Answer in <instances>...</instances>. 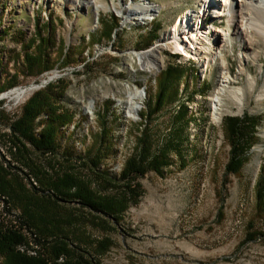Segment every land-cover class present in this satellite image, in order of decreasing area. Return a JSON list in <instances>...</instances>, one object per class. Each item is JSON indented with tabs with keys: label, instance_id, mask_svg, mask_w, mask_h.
Segmentation results:
<instances>
[{
	"label": "rangeland",
	"instance_id": "374dc122",
	"mask_svg": "<svg viewBox=\"0 0 264 264\" xmlns=\"http://www.w3.org/2000/svg\"><path fill=\"white\" fill-rule=\"evenodd\" d=\"M110 1L0 0V30L12 25L32 36L35 17L39 15L42 23L50 21L52 33L56 39L64 40L66 51L71 47L73 57H85L89 62L55 66L37 77H26L21 72L24 56L20 44L12 40L10 33L0 36V61L4 64L0 84L11 75L19 80L14 87L34 85L19 100L4 95L14 87L0 89V165L6 170L1 176L5 174L3 178L13 183L16 178L22 180V195L34 192L32 183L42 187L37 193L41 197L47 196L44 189L48 187L41 174L32 169L36 165L50 176L70 170L71 165L101 194L117 191L127 183L139 185L137 201L119 224L112 220V226L88 225L92 239L108 236L113 241L109 251L97 255L105 264H264V209L260 206L264 203V184L260 192L257 188L258 181L264 178V42L249 44L245 40L241 46L223 47L216 62H207L206 72L201 74L200 64L174 53V42L164 46L159 41L179 12L195 5L194 0H151L163 8L147 23L139 16H131L128 9L143 0H116V7ZM94 3L103 6L97 11ZM109 26H113L111 38L103 34L104 27ZM152 33L158 37L150 43ZM137 53L145 54V64H141ZM245 53L249 56L242 58ZM51 57H57L55 50ZM222 60L228 63L233 81L223 95L221 117L215 119L211 98ZM153 62L156 65L151 67ZM169 65L178 67L180 74L169 85L173 98L164 108L152 112L158 91L155 76ZM61 77L70 80L63 103L75 112L72 123L63 127L66 136L60 139L61 147L71 143L77 154L84 155L93 145L94 134L102 132L103 122L112 130L111 151L103 150L101 162L94 168L85 159L66 161L60 155L29 152L27 159L22 155V144L15 139L12 124L19 120L25 102L36 90ZM129 88L145 89L146 93L136 118L127 116L120 106ZM235 92L241 99L232 97ZM91 100L93 105L86 110ZM107 104H111L109 109ZM184 105L183 118L178 117ZM245 113L261 117L259 141L251 148L240 175L226 177L230 144L225 140L223 120ZM47 117L46 113L36 117L37 136ZM145 129L151 136L145 172L124 177L127 160L140 150L137 138ZM24 142L33 149L29 141ZM160 150L165 155L156 170L150 165L151 155ZM103 170L109 173L106 177ZM96 173H103V182L107 178V182L117 184L100 188L103 182ZM4 193L0 190V226L20 229L21 224L7 212L2 197L8 198L17 216L23 215L21 204L12 193ZM34 231L38 233L35 228ZM42 253L45 255L44 250Z\"/></svg>",
	"mask_w": 264,
	"mask_h": 264
},
{
	"label": "trees",
	"instance_id": "16d2710c",
	"mask_svg": "<svg viewBox=\"0 0 264 264\" xmlns=\"http://www.w3.org/2000/svg\"><path fill=\"white\" fill-rule=\"evenodd\" d=\"M0 17L1 26L2 16L0 15ZM35 19L37 22L35 31L29 37L26 31L15 30L12 25L0 30V36L10 33L12 40L16 44H20L24 56L21 72L26 77H37L55 66L63 67L78 61H83V65L89 63L85 57L82 59L73 57L71 47H68L67 51L65 50L67 45L63 39H56L52 33L50 21L42 23L39 15ZM104 29V36L111 38L113 26L104 27ZM152 34L149 39L150 43L158 37L156 33ZM4 39L2 38L3 41ZM93 40L94 36L90 35V41ZM53 50L56 52V58L51 57ZM13 52L17 57L20 56L15 49H13ZM3 66L4 64L0 61V75ZM178 70V67L169 65L155 76L158 91L152 112L161 110L173 98L168 90L170 83L178 79L180 75ZM9 76L0 84L2 91L19 84L17 78ZM69 83L70 80L61 77L50 82L44 88L36 90L25 102L22 114L19 120L12 124V129L16 141L23 146L22 155L27 159H29V152L42 155H60L66 161L79 160L81 162L85 159L94 168L101 162L103 150L106 149V153L111 151L114 144L110 135L112 130L105 126L106 124L103 122L102 132L94 134L93 145L84 155L77 154L71 143H66L63 148L61 147L60 139L66 136L63 127L69 126L75 117V112L63 103L65 93L70 86ZM110 106L111 104H107V109ZM184 107L183 113L178 110V117L183 118L186 105ZM43 113H46L48 117L44 120V127L40 131V136H37L34 132L35 120L37 116ZM141 116L145 118V113H141ZM260 123V116L248 113L242 116H226L224 118L225 140L230 144L226 177L229 174L240 175L244 164L249 159L251 148L259 141L257 128ZM145 132L146 129L137 138L140 150L136 153L134 151L127 160L123 172L124 177L131 173L143 174L145 172V156L146 152H149L151 144V136ZM24 140L29 141L33 149L29 148ZM164 155V151L161 150L159 154L151 155V167L158 170L160 166L159 159H162ZM163 163L165 165L167 162L164 161ZM69 166L70 170L63 171L55 176L45 174L43 168L41 169L38 165L32 168L36 174H41L43 184L48 187L44 189L47 196L43 195L41 197L37 193L43 189L37 187L34 183H32L35 189L33 193L20 194L19 187L20 189L24 188L22 180L16 178L14 179L15 183H13L10 178H3L5 174L1 176V173L6 172V170L3 165H0V190L2 193L10 192L14 195L13 197L21 204L23 214L17 216L15 212H12L8 198L2 197L4 204L7 203L5 206L7 212L14 214L19 224H21L20 229L0 226V257L3 259L2 264H105L97 255L100 256L109 251L113 246V241L108 236L92 239L87 229L88 225L94 227L109 226L112 220L119 224L126 210L137 201V192H140V186H132V183H127L126 187L118 188L117 191L101 194L91 187V181L85 175L76 171L75 167ZM261 169L264 171V165L261 166ZM103 173L105 174L104 177L109 174L107 170H103ZM103 173H96V177L100 176L101 183L103 182L101 179ZM124 177H122L123 180ZM104 180L105 182L100 188L112 187L117 184L115 181L107 182V178H104ZM262 184H264V178H261L257 183L258 191ZM260 206L264 209L263 202ZM24 228L34 235L36 244L42 246L45 255L31 256L18 249L19 245L29 244L28 236L22 231ZM34 228L39 234L34 231ZM60 256H64L62 262L57 261Z\"/></svg>",
	"mask_w": 264,
	"mask_h": 264
},
{
	"label": "bare ground",
	"instance_id": "6f19581e",
	"mask_svg": "<svg viewBox=\"0 0 264 264\" xmlns=\"http://www.w3.org/2000/svg\"><path fill=\"white\" fill-rule=\"evenodd\" d=\"M110 2L116 7V0ZM194 2V6H186L179 12L178 17L166 30L164 37L159 39L164 46H169L170 43L174 42V53L182 52L185 54V61L192 57L203 62H209L211 59L216 62V57L220 55L221 48L232 47L234 44L241 46L242 39L243 41L248 40L249 44L252 41L254 44L258 40L264 42V0H236L234 7L229 5L232 2L228 0H194ZM94 6L98 11L103 4L94 3ZM162 8L161 3L151 0H143L140 4L128 7L129 14L143 18V23L151 21ZM231 35L237 36V42L228 40ZM235 36H232V39ZM137 55L140 57L141 64H145V54L137 53ZM248 56L249 53H245L242 58ZM220 63L221 74L211 98L212 114L215 119L221 117L223 95L230 87V82L233 81L228 63L225 60ZM154 65H156L155 62L150 66ZM200 71L203 74L205 69L203 71L200 69ZM33 88L34 85L14 87L6 91L5 96L12 100H19ZM145 94V89L141 91L138 88H129L127 98L120 100V106L127 116L136 118L142 106L141 99ZM232 97L241 99L237 92L233 93ZM93 102V100L89 102L86 110L92 107ZM23 230L30 239L29 230ZM18 249L31 256L43 254L42 251H39L38 245H31L30 242L28 245H19ZM63 260L64 256H60V262ZM0 264H2L1 261Z\"/></svg>",
	"mask_w": 264,
	"mask_h": 264
},
{
	"label": "built area",
	"instance_id": "2783aa9c",
	"mask_svg": "<svg viewBox=\"0 0 264 264\" xmlns=\"http://www.w3.org/2000/svg\"><path fill=\"white\" fill-rule=\"evenodd\" d=\"M24 229H26V228H24ZM29 232H30V231H29ZM29 242H30L31 245H38V246H39V251H42V250H43V249H42V246H41L40 244H36V242H35V240H34V235H32L31 232H30V239H29ZM57 261L60 262V257H59V259H58Z\"/></svg>",
	"mask_w": 264,
	"mask_h": 264
},
{
	"label": "water",
	"instance_id": "95a60500",
	"mask_svg": "<svg viewBox=\"0 0 264 264\" xmlns=\"http://www.w3.org/2000/svg\"><path fill=\"white\" fill-rule=\"evenodd\" d=\"M5 95V94H4Z\"/></svg>",
	"mask_w": 264,
	"mask_h": 264
}]
</instances>
